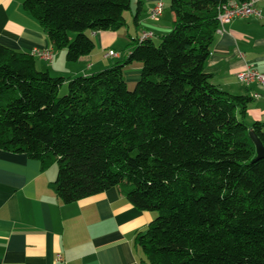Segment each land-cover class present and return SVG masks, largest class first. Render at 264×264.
Returning a JSON list of instances; mask_svg holds the SVG:
<instances>
[{
	"label": "trees",
	"instance_id": "1",
	"mask_svg": "<svg viewBox=\"0 0 264 264\" xmlns=\"http://www.w3.org/2000/svg\"><path fill=\"white\" fill-rule=\"evenodd\" d=\"M228 0H170L171 30L133 41L121 62L68 80L0 45V150L57 166L63 204L111 188L155 214L134 235L141 264H264V159L244 121L252 98L221 91L205 63ZM240 3L248 0H237ZM55 50L76 62L89 33L125 26L130 0H24ZM73 34V38H70ZM140 64L134 89L123 69Z\"/></svg>",
	"mask_w": 264,
	"mask_h": 264
},
{
	"label": "crops",
	"instance_id": "2",
	"mask_svg": "<svg viewBox=\"0 0 264 264\" xmlns=\"http://www.w3.org/2000/svg\"><path fill=\"white\" fill-rule=\"evenodd\" d=\"M23 1L0 0V45L29 54L51 50L52 63L36 59V67L63 78L60 90L72 78L121 62L143 32L158 40L174 22L170 0H130L123 13L125 26L116 32L89 33L93 50L68 62L66 51L55 50L38 22L22 8ZM158 1L164 10L153 21L149 11ZM256 8L260 18H235L216 31L204 71L221 91L252 98L244 121L262 123L264 132V88L237 79L247 68L264 73V1ZM108 50L118 56L104 58ZM140 69L135 62L124 67L127 88L135 85ZM56 173L54 165L42 170L38 161L0 150V264H141L134 235L145 231L155 214L136 209L115 188L63 204L49 187Z\"/></svg>",
	"mask_w": 264,
	"mask_h": 264
},
{
	"label": "built area",
	"instance_id": "3",
	"mask_svg": "<svg viewBox=\"0 0 264 264\" xmlns=\"http://www.w3.org/2000/svg\"><path fill=\"white\" fill-rule=\"evenodd\" d=\"M261 1L264 0H248L243 3H240L237 0H228L220 7V11L218 13L219 27L217 31L220 30L223 24L228 23L230 20L235 18L244 19L251 16L260 18L261 15L259 10L256 8V4ZM163 7V3L158 1L149 11V18L153 21H157L162 15ZM151 38V33L143 32L138 39L139 41H144ZM31 54L34 58L47 63H52L53 61V52L51 50H33ZM117 56L118 54L113 50H108L104 53V58H115ZM237 79L243 85H249L250 83L255 82L259 85V87L264 88V73H259L250 68L238 73ZM254 97L256 98L258 95L256 94Z\"/></svg>",
	"mask_w": 264,
	"mask_h": 264
},
{
	"label": "water",
	"instance_id": "4",
	"mask_svg": "<svg viewBox=\"0 0 264 264\" xmlns=\"http://www.w3.org/2000/svg\"><path fill=\"white\" fill-rule=\"evenodd\" d=\"M249 138L255 148L256 157L254 160L264 159V147L262 146L260 140L255 136L253 131H249Z\"/></svg>",
	"mask_w": 264,
	"mask_h": 264
},
{
	"label": "rangeland",
	"instance_id": "5",
	"mask_svg": "<svg viewBox=\"0 0 264 264\" xmlns=\"http://www.w3.org/2000/svg\"><path fill=\"white\" fill-rule=\"evenodd\" d=\"M164 10V9H163ZM166 11H168L167 9H166ZM70 36V38L72 39L73 38V34H70L69 35ZM153 42L155 43V44H158V40L157 39H154L153 40ZM107 69V68H106ZM102 70H105V68L104 69H101V70H98V71H96V72H100V71H102ZM134 86L135 85H133V86H130L129 88H127L129 91H132L133 89H134ZM67 93V84H66V86H65V88H63L62 90H59V96H63V95H65ZM54 167H56L57 168V166L56 165H54Z\"/></svg>",
	"mask_w": 264,
	"mask_h": 264
}]
</instances>
